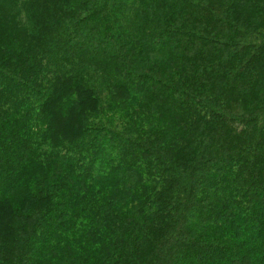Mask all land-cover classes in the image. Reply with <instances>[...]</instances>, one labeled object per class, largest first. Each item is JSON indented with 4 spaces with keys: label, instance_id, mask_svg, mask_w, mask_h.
Returning a JSON list of instances; mask_svg holds the SVG:
<instances>
[{
    "label": "trees",
    "instance_id": "obj_1",
    "mask_svg": "<svg viewBox=\"0 0 264 264\" xmlns=\"http://www.w3.org/2000/svg\"><path fill=\"white\" fill-rule=\"evenodd\" d=\"M0 264H264V0H0Z\"/></svg>",
    "mask_w": 264,
    "mask_h": 264
}]
</instances>
